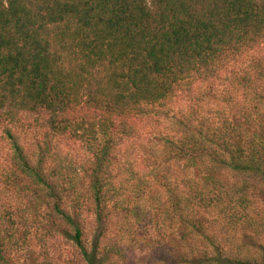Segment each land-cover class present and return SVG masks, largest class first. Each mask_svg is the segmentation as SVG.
<instances>
[{"label":"trees","instance_id":"trees-1","mask_svg":"<svg viewBox=\"0 0 264 264\" xmlns=\"http://www.w3.org/2000/svg\"><path fill=\"white\" fill-rule=\"evenodd\" d=\"M262 49L264 0H0V120L43 131L31 153L8 134L24 184L22 205L0 215V264H19L34 222L79 264H264V217L252 212L264 210ZM203 85L247 102L241 124L220 108L218 121L198 116ZM186 95L195 103L151 152L158 166L139 178L123 165L132 179L116 186L120 141ZM59 141L86 152L75 176ZM160 231L166 250L134 261Z\"/></svg>","mask_w":264,"mask_h":264},{"label":"rangeland","instance_id":"rangeland-1","mask_svg":"<svg viewBox=\"0 0 264 264\" xmlns=\"http://www.w3.org/2000/svg\"><path fill=\"white\" fill-rule=\"evenodd\" d=\"M260 54V56L264 55V49L260 51ZM240 66L244 67L245 64L242 63ZM237 67L234 66L229 72H237ZM199 93H205L209 96L204 98L203 103L200 105L198 116H207L209 119L218 121L219 112H217V108H220L230 121H235L236 123L242 121L243 111L248 105L246 101L232 98L230 94V97H228L229 104H225L223 97H227V93L224 87L203 85L199 90H195L193 95H198ZM193 95H186L165 108H154L149 115L138 121L137 139L120 141V156H118V160L114 161L115 166L112 173L114 177L113 183L116 186L120 182L125 183L124 179H130L128 181L132 179L130 171H122L123 165L130 167L133 174L139 178L149 175L150 168L158 166V163L151 157L153 147H157L160 139L171 132L173 118L178 117L180 113L184 114L193 106L195 103L192 99ZM8 134L18 140L25 152L31 153L35 150L36 145L41 142L43 131L36 127L32 121L19 120L15 124H10L0 120V215L13 212L22 205L19 188L23 186L24 180L16 171L13 161L12 141ZM53 152L59 155L61 162L65 166L71 168L73 176L76 175L74 170L79 172V168L87 159L83 147L68 141L55 142ZM31 211L34 212V210ZM252 212L256 219L264 217V210L257 202H254ZM91 222L90 216L85 218L87 229L90 228ZM42 226L43 223L34 222V225L29 228V238L24 243L21 241V244L13 252L12 256L15 262H19V264H42V258L45 253V250H42V246L45 241L48 244L45 246L49 248L47 252L48 259L52 260L53 264H79V257L73 246L57 237L44 238L45 234ZM166 230L169 233V225L163 229V232L166 233ZM163 232L160 231L158 235L153 233L152 238L145 237L136 246L135 251L130 253L131 258L135 261L136 259L147 257L152 252L163 253L167 248V243L164 241L161 245L160 243L157 245V241H163L159 237V234H163Z\"/></svg>","mask_w":264,"mask_h":264}]
</instances>
